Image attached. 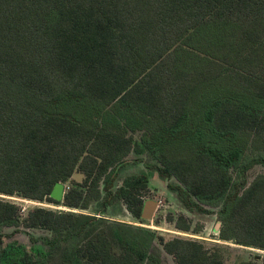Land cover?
<instances>
[{
	"label": "trees",
	"instance_id": "16d2710c",
	"mask_svg": "<svg viewBox=\"0 0 264 264\" xmlns=\"http://www.w3.org/2000/svg\"><path fill=\"white\" fill-rule=\"evenodd\" d=\"M137 130L185 208L221 204L218 239L259 250L236 264H264V174L246 180L264 166V0H0V195L60 205L50 193L78 169L85 189L63 205L86 209L102 189L101 209L121 200L141 218L148 173L112 189ZM21 210L0 196V264H38L4 245V226L79 235L95 221ZM91 231L70 264H161L138 236L115 229L116 254ZM158 240L175 264H225L214 243Z\"/></svg>",
	"mask_w": 264,
	"mask_h": 264
},
{
	"label": "rangeland",
	"instance_id": "374dc122",
	"mask_svg": "<svg viewBox=\"0 0 264 264\" xmlns=\"http://www.w3.org/2000/svg\"><path fill=\"white\" fill-rule=\"evenodd\" d=\"M133 139V148L126 156L127 163L118 168L117 176L113 184V190L122 185L126 177L139 174L142 171L148 173V183L146 190L142 193L143 201L153 199L158 202L155 211L149 219H141L135 217L121 200H116L109 204L105 209H101L100 201L104 196V191L100 190V198L94 199V203L90 202L88 208L83 209L80 207H70L63 205H54L46 201L36 202L31 200L22 199L14 196H5V199L14 201L21 207L22 215H25L29 209L37 206H42L47 209L72 213L84 217L94 216V224L89 225L79 235L72 234L71 232L54 233L50 230L41 228H27L22 224L19 226H4L1 233L3 235L4 245H22L24 246L35 258L38 264H70L74 257L75 249L84 244L87 233L94 234L103 231L109 238L112 244V251L118 254L121 251L119 243L116 241L113 232L119 229L122 233L133 237L138 236L144 240L147 245L149 253L159 256L161 264H175L174 258L167 254L162 245L159 243L158 236H162L165 240L174 237H183L194 239L204 242L206 245L221 246V252L225 264H236L240 260L252 259L256 253L254 248L236 245L231 242L220 241L217 237L216 224L218 221V211L221 204L217 205H204L209 209V213H199L197 211H190L183 206L177 192L171 190L169 185H178L179 182L174 178L160 177L157 174L156 167L159 162L149 152L142 143L141 137L142 130L135 132L127 131ZM139 150L137 151L136 149ZM246 154L250 158L257 156V153L252 150H247ZM234 179H239L235 171H231ZM264 174V166L261 164H254L246 172V180L249 183L255 176ZM86 176L78 169L71 175L65 184L64 193L68 188L85 189L84 181ZM102 188V183H100ZM184 215L191 223L190 231L178 230L174 223L169 222L168 218L173 216L174 219L178 215ZM199 227L198 233H194L192 229ZM143 231H147L153 235L149 239L144 235Z\"/></svg>",
	"mask_w": 264,
	"mask_h": 264
},
{
	"label": "water",
	"instance_id": "95a60500",
	"mask_svg": "<svg viewBox=\"0 0 264 264\" xmlns=\"http://www.w3.org/2000/svg\"><path fill=\"white\" fill-rule=\"evenodd\" d=\"M65 184L64 183H56L50 193V197L55 201L62 202L64 195ZM158 202L153 199H147L143 203L142 211H141V219H149L152 217ZM217 231L219 229V224H216Z\"/></svg>",
	"mask_w": 264,
	"mask_h": 264
}]
</instances>
